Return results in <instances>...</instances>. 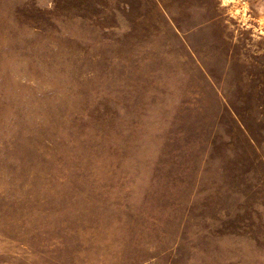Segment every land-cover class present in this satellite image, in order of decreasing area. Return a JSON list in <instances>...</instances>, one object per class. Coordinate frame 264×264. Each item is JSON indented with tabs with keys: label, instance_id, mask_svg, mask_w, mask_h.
Returning <instances> with one entry per match:
<instances>
[{
	"label": "rangeland",
	"instance_id": "1",
	"mask_svg": "<svg viewBox=\"0 0 264 264\" xmlns=\"http://www.w3.org/2000/svg\"><path fill=\"white\" fill-rule=\"evenodd\" d=\"M0 264H264V0H0Z\"/></svg>",
	"mask_w": 264,
	"mask_h": 264
}]
</instances>
